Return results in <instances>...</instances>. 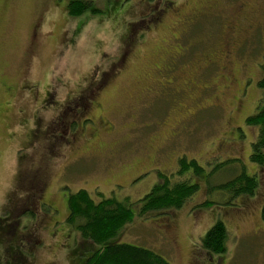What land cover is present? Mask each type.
Masks as SVG:
<instances>
[{"label":"rangeland","instance_id":"rangeland-1","mask_svg":"<svg viewBox=\"0 0 264 264\" xmlns=\"http://www.w3.org/2000/svg\"><path fill=\"white\" fill-rule=\"evenodd\" d=\"M91 1L96 12L71 17L68 0H0V264L14 245L31 253L21 264H81L69 194L137 202L159 173L198 189L180 209H134L120 242L171 264H264V165L249 160L258 130L245 124L264 99V0ZM173 61L163 86L157 73ZM182 157L210 176L175 174ZM217 163L225 169L212 172ZM242 167L256 176L253 195L208 191ZM217 221L218 255L200 245Z\"/></svg>","mask_w":264,"mask_h":264},{"label":"trees","instance_id":"trees-1","mask_svg":"<svg viewBox=\"0 0 264 264\" xmlns=\"http://www.w3.org/2000/svg\"><path fill=\"white\" fill-rule=\"evenodd\" d=\"M93 4L94 2L91 0H70L66 11L71 17L80 16L88 9L96 12L92 8ZM257 82L258 87L264 90V73ZM259 106L255 113L246 117L245 124L256 127L258 130L257 139L251 144L252 151L249 160L262 166L264 165V99ZM227 161L237 162L236 159ZM177 163L178 170L175 174L178 176L183 174L190 175L192 178H208L210 176L205 173L204 167L200 166L193 158L189 160L182 157L178 159ZM226 163L215 164L212 172L222 168L224 170ZM229 171L231 170L226 172ZM237 171L238 174L236 172L237 175L226 183L215 187H211L213 185L210 184L208 191L220 190L223 193L231 194L233 199L238 195H253L258 187L256 176L247 174L243 167ZM172 174L166 176L159 173L158 182L137 202H131L129 199L118 200L113 197L94 200L84 189L69 194L66 200L69 213L66 221L80 235L81 242L75 244L77 247L73 253L74 255L78 254L81 259L83 258L81 264H171L164 256L162 257L148 248L120 242L118 236L120 230L136 215L135 210L138 216H145L150 212L167 213L172 209H180L185 201L193 196L198 189L197 183L190 181L189 178L177 182L173 180L174 175ZM209 204L212 202L206 200L200 206L205 207ZM31 213V211L28 212L32 216ZM261 215L264 221V205L261 208ZM12 224L5 225L7 231L5 229L4 233H11ZM14 224L16 225V222ZM226 236L227 230L224 224L217 221L201 239V248L216 255L224 253ZM7 249L4 252V264H17L18 262L21 264V259L24 260V256L28 258L31 254L22 246L14 245ZM84 249L88 252L85 258L78 253L82 254Z\"/></svg>","mask_w":264,"mask_h":264},{"label":"flooded vegetation","instance_id":"flooded-vegetation-1","mask_svg":"<svg viewBox=\"0 0 264 264\" xmlns=\"http://www.w3.org/2000/svg\"><path fill=\"white\" fill-rule=\"evenodd\" d=\"M69 2H70V0H68ZM162 1L163 0H161V4H162ZM168 1H170V0H164L163 1V3H165V2H168ZM167 4H173V3H167ZM198 14V13H197ZM197 14H194V15H192V16H186V18H183L182 19V22L181 21H178V23L179 24H185V26H186V24H189V23H191L193 20V18L192 17H197L196 15ZM179 16H182V14H180V15H178V17L177 18H179ZM184 26V25H183ZM31 42H32V44L34 43V41H35V39H36V35H35V32H34V30L31 32ZM129 50H130V48H127L126 50L124 49V50H122L121 52H120V58H119V61L121 60V64L122 63H124L125 62V60H126V58H127V56L129 55ZM173 64L171 65V67L167 70V72L168 73H166V74H158L157 73V75H159V77H160V81H162V84H163V86H170V87H173V82L175 81V79H171L170 77H168L169 76V73H170V71L172 70V68L174 67V66H177L178 64H176L174 61L172 62ZM108 81H103L102 83H101V85H100V87H98L96 90H95V92H92L93 94L89 97V99L88 100H86V102H84V104H83V106H81V107H78V110H81L80 112L82 113V111H83V113H85V111L86 110H89L90 111V108L92 107V106H89L91 103H92V97L94 96V95H98V93L100 92V90H102L101 88H102V86L103 85H105L106 83H107ZM205 90L206 89H208L207 87H205L204 88ZM4 92L5 93H8V88L7 87H5L4 89ZM97 104H95V106H96ZM217 104H212L210 107L212 108V107H215ZM17 214V213H16Z\"/></svg>","mask_w":264,"mask_h":264}]
</instances>
